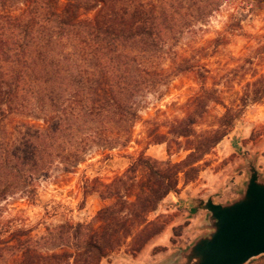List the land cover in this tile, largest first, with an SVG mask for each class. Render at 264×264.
Listing matches in <instances>:
<instances>
[{"label": "trees", "instance_id": "trees-1", "mask_svg": "<svg viewBox=\"0 0 264 264\" xmlns=\"http://www.w3.org/2000/svg\"><path fill=\"white\" fill-rule=\"evenodd\" d=\"M183 1L0 0V204L19 193L33 200L40 176L56 163L69 171L91 145L127 148L142 120L137 98L170 76L190 73L206 84L208 75L182 68L184 57L168 56L166 47L193 20L218 10L222 0H188L196 9L188 14ZM229 1L235 23L224 36L236 35L248 17L264 24L257 13H264V0ZM251 38L255 46L248 48L253 56L247 63L253 65L264 57V33ZM154 57L169 61L170 69L162 63L158 70L148 69ZM252 78L243 86L238 109L264 100V73ZM206 100L225 113L199 132ZM237 108L203 88L185 104L183 119L168 120L162 126L166 132L148 133V146L166 144L168 156L184 151L185 159L157 161L145 149L131 156L128 168L111 183L90 181L102 188L94 190L102 199L112 201L109 206L89 224L48 228L42 243L31 230L6 225L0 229V264H101L129 240L132 253L141 251L164 230V223L150 221L149 215L179 193L181 180L198 178L202 162L232 131ZM34 110L44 114L42 125L12 127L14 119L32 117ZM56 239L66 244L41 251Z\"/></svg>", "mask_w": 264, "mask_h": 264}, {"label": "rangeland", "instance_id": "rangeland-1", "mask_svg": "<svg viewBox=\"0 0 264 264\" xmlns=\"http://www.w3.org/2000/svg\"><path fill=\"white\" fill-rule=\"evenodd\" d=\"M218 10L203 19L193 20L189 28L181 34L171 37L166 47L168 56L182 55V68L199 70L210 78L206 84L194 78L190 73H176L168 78L164 85H156L137 98V108L141 121L133 130L132 142L127 148H111L91 145L80 163L69 171L65 165L54 164L49 172L37 181L33 200L25 193L9 197L0 204V229L6 225L23 226L31 230L32 236L42 243L48 234V228L66 223L89 224L97 212L112 201L102 199V188L90 183L97 178L105 184L111 183L116 176L125 172L130 157L142 150L157 161L180 162L187 152L181 151L168 156L167 145H147L148 133L157 128L160 132L168 120L183 119L184 106L190 100L200 96L203 88L215 91L229 107L237 108L243 86L253 80L254 74L264 73V57L247 63L251 55L249 47L255 46L251 34L264 33V24L260 18L248 17L242 23L243 29L236 35L224 36L235 20L230 18L232 8L229 0H222ZM19 6V5H18ZM184 13L195 12L188 0L183 1ZM261 16L264 13L257 12ZM229 27V28H228ZM222 33V34H220ZM162 63V64H161ZM159 64L170 69V63L158 57L146 66L158 70ZM204 117L199 119V132L209 130L217 123V118L225 113L222 106L206 100ZM236 120L232 131L202 162L198 178L186 183L181 180L178 194H170L149 215L150 221L164 223L163 237L154 236L139 252L132 253L130 240L116 253L104 259L101 264H167L174 260L177 252L187 248L199 236L207 233L203 229L208 212L205 209H189L191 199L214 197L216 203H228L240 196L248 173L244 168L246 160L255 159L256 167L264 178V100L260 104H248L235 110ZM44 114L34 110L32 117H17L12 127L23 128V122L43 124ZM144 121H150L147 126ZM158 237V238H157ZM157 238V239H156ZM66 244L62 239L41 245L43 252L58 251ZM246 264H264V256L250 260Z\"/></svg>", "mask_w": 264, "mask_h": 264}, {"label": "water", "instance_id": "water-1", "mask_svg": "<svg viewBox=\"0 0 264 264\" xmlns=\"http://www.w3.org/2000/svg\"><path fill=\"white\" fill-rule=\"evenodd\" d=\"M255 163L246 160L248 179L236 200L221 204L211 196L188 201L189 209L208 212L207 233L167 264H246L264 256V178Z\"/></svg>", "mask_w": 264, "mask_h": 264}, {"label": "crops", "instance_id": "crops-1", "mask_svg": "<svg viewBox=\"0 0 264 264\" xmlns=\"http://www.w3.org/2000/svg\"><path fill=\"white\" fill-rule=\"evenodd\" d=\"M222 204H223V203H222ZM162 235H163V233H162V234L160 233V235H158V237H163ZM158 237H157V238H158ZM157 238H156V239H157Z\"/></svg>", "mask_w": 264, "mask_h": 264}]
</instances>
